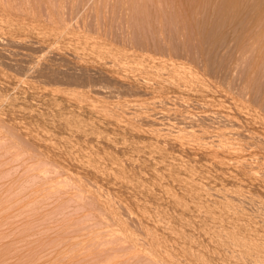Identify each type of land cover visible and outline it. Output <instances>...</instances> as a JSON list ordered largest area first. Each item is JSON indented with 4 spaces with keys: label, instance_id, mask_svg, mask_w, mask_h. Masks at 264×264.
Here are the masks:
<instances>
[{
    "label": "rangeland",
    "instance_id": "obj_1",
    "mask_svg": "<svg viewBox=\"0 0 264 264\" xmlns=\"http://www.w3.org/2000/svg\"><path fill=\"white\" fill-rule=\"evenodd\" d=\"M190 1L210 16L187 22L151 0L149 9L133 0H0V264H151L142 244L167 220L181 234L194 229L193 242L207 237L210 210L232 226L213 203L227 186L241 190L247 221L261 226L256 176L237 174L233 159L232 173H219L196 146L199 129L221 128L239 138L247 166L264 161V20L217 19L223 0ZM195 202L213 203L207 219ZM202 236L196 242L209 244Z\"/></svg>",
    "mask_w": 264,
    "mask_h": 264
},
{
    "label": "bare ground",
    "instance_id": "obj_2",
    "mask_svg": "<svg viewBox=\"0 0 264 264\" xmlns=\"http://www.w3.org/2000/svg\"><path fill=\"white\" fill-rule=\"evenodd\" d=\"M136 4H141L142 5V7H144L145 6V3L148 1H150V0H147L145 3H144V1L145 0H133ZM156 1V2H155ZM199 1V0H198ZM246 1V2H245ZM154 2V3H153ZM196 2H197V0H196ZM203 1L201 0V3H202ZM243 2H245V3H248V2H250V3H248V4H250V5H252L251 7L252 8H250L249 6H248V8H247V6H245V5H243V4H245V3H243ZM151 3L152 4H156L157 3V5H158V3L159 4H165V5H163V6H165V7H171L172 9H171V11L169 12L168 10V12H165L167 15H172V16H176V17H179V18H181L180 20H182V18L183 19H185L187 22H188V20H192V18L194 19V17L195 16H197L198 17V15L197 14H199V16L201 15V16H203L204 17V15H205V18H207V16H208V13H209V16H210V11H205L204 9H203V6H205L204 4H199L200 2H198V3H196V5L194 4V1H193V3H192V1H190V0H151ZM205 3V2H204ZM207 3V2H206ZM138 4V5H139ZM219 4H220V7H219ZM219 4H217V6L219 7V8H217V11H214V15H213V12H212V14L211 15H213V16H215V18H217V19H219V18H225V17H229V16H231V18L232 17H234L233 19H236V18H245L246 17V19L248 20L249 19V21H250V19H255L256 21L258 20V22H256V23H258L259 24V22L261 21V22H263L262 20H264V0H223L222 2H220ZM161 5H159V6H157V7H162V8H158V11L160 10L161 11V9L162 10H166V9H164L165 7H163V6H161ZM208 5V4H207ZM242 5H243V7H242ZM152 6V5H151ZM210 6V5H209ZM135 7V6H134ZM146 7V9H149L147 6H145ZM154 7V6H153ZM156 7V6H155ZM156 7V8H157ZM208 7V6H207ZM245 7H246V9H245ZM141 8V7H140ZM204 8H206V7H204ZM132 9V8H131ZM136 9V8H135ZM134 9V10H135ZM151 9V8H150ZM155 9V8H154ZM138 10V9H137ZM145 10V9H144ZM157 10V9H156ZM204 10V11H203ZM132 11H133V9H132ZM146 11H148V10H146ZM152 11V10H151ZM206 12H208V13H206ZM133 13H134V11H133ZM144 12H142L141 11V14H143ZM148 13V12H147ZM150 13V12H149ZM148 13V14H149ZM139 15H140V12L138 13ZM138 14H137V16H138ZM145 14V13H144ZM134 15H135V13H134ZM227 15V16H226ZM149 15H147V17H148ZM136 17V16H135ZM144 17V16H143ZM142 16H141V19L143 18ZM146 17V16H145ZM144 17V18H145ZM149 17H152V16H149ZM149 17H148V19H149ZM170 17V16H169ZM202 17V18H203ZM227 17V18H228ZM158 18V17H157ZM200 18V17H199ZM209 18V17H208ZM239 18H238V20H239ZM188 19V20H187ZM212 19V18H211ZM229 19V18H228ZM150 20V19H149ZM195 20V19H194ZM199 20V19H198ZM222 20V19H221ZM246 20V21H247ZM253 20H252V23H255V22H253ZM260 20V21H259ZM152 21V20H151ZM184 21V20H183ZM203 22V21H202ZM153 23V22H152ZM191 24V23H190ZM211 24V23H210ZM262 24V23H261ZM189 25V24H188ZM199 25V24H198ZM255 25V24H254ZM253 25V26H254ZM261 26V25H260ZM259 26V27H260ZM152 27V26H151ZM179 28V27H178ZM151 29V28H150ZM147 31V30H146ZM145 31V32H146ZM230 31V30H229ZM151 33V32H150ZM171 33V32H170ZM262 36V35H261ZM248 37V36H247ZM7 38V37H6ZM173 38V37H172ZM256 39V38H255ZM22 40V39H21ZM156 40V39H155ZM143 43V42H142ZM146 44V43H145ZM151 44V43H150ZM154 44V43H153ZM145 46V45H144ZM100 47V46H99ZM112 48V47H111ZM264 49V48H263ZM63 50H65V49H63ZM71 50V49H70ZM113 52V51H112ZM144 52V51H143ZM59 53V52H58ZM94 53V52H93ZM62 54V53H61ZM64 54V53H63ZM65 55V54H64ZM118 56V55H117ZM149 56V55H148ZM61 57V56H60ZM59 58V57H58ZM65 58V57H64ZM108 58V57H107ZM31 59V58H30ZM41 59V58H40ZM63 59V58H62ZM73 59V58H72ZM150 59V58H149ZM60 60V59H59ZM36 61H38V60H36ZM58 61V60H57ZM263 61V60H262ZM18 62V61H17ZM13 63V62H12ZM35 63V62H34ZM79 63V62H78ZM33 64V63H32ZM36 64V63H35ZM51 64V63H50ZM19 65V64H18ZM17 65V66H18ZM75 65V64H74ZM36 66V65H35ZM56 66H57V64H56ZM80 66V65H79ZM89 66V65H88ZM109 66V65H108ZM116 66V65H115ZM255 66V65H254ZM258 66V65H257ZM49 67V66H48ZM85 67V66H84ZM128 67V66H127ZM37 68V67H36ZM83 68V67H82ZM90 68V67H89ZM113 68V67H112ZM42 69V68H41ZM40 69V70H41ZM58 69V68H57ZM65 69V68H64ZM78 69V68H77ZM139 69V68H138ZM182 69V68H181ZM38 70V69H37ZM90 70V69H89ZM56 71V70H55ZM142 71V70H141ZM193 71V70H192ZM35 72V71H34ZM44 72H46V71H44ZM52 73V72H51ZM50 73V74H51ZM47 74V73H46ZM56 74V73H55ZM58 74V73H57ZM82 74V73H81ZM112 74V73H111ZM190 74V73H189ZM33 75V74H32ZM48 75V74H47ZM52 75V74H51ZM20 76V75H19ZM53 76H55V75H53ZM63 76V75H62ZM91 76V75H90ZM145 76V75H144ZM168 76V75H167ZM73 77V76H72ZM101 77V76H100ZM125 77V76H124ZM135 77V76H134ZM13 78V77H12ZM39 78V77H38ZM42 78V77H41ZM54 78V77H53ZM117 78V77H116ZM43 79V78H42ZM55 79V78H54ZM71 79V78H70ZM75 79V78H74ZM126 79H127V77H126ZM131 79V78H130ZM129 79V80H130ZM137 79V78H136ZM25 80V79H24ZM61 80V79H60ZM66 80V79H65ZM128 80V79H127ZM55 81V80H54ZM74 81V80H73ZM89 81V80H88ZM103 81V80H102ZM126 81V80H125ZM133 81V80H132ZM132 81H131V83H132ZM149 81V80H148ZM160 81V80H159ZM49 82V81H48ZM62 82V81H61ZM93 82V81H92ZM139 83V82H138ZM141 83V82H140ZM148 83V82H147ZM154 83V82H153ZM36 84V83H35ZM40 84V83H39ZM61 84H63V83H61ZM66 84V83H65ZM64 84V85H65ZM60 85V84H59ZM132 85V84H131ZM190 85V84H189ZM36 86V85H35ZM72 86V85H71ZM107 86V85H106ZM205 86V85H204ZM138 87V86H137ZM79 88V87H78ZM69 90V89H68ZM71 90V89H70ZM132 90V89H131ZM141 90V89H140ZM151 90V89H150ZM58 91H60V90H58ZM61 91H63V90H61ZM72 91V90H71ZM210 91V90H209ZM75 92V91H74ZM73 93V92H72ZM80 93V92H79ZM34 94V93H33ZM62 94V93H61ZM74 95V94H73ZM86 95V94H85ZM84 95V96H85ZM16 96V95H15ZM74 97V96H73ZM77 97V96H76ZM86 97V96H85ZM79 98V97H78ZM101 98V97H100ZM72 99V98H71ZM20 100V99H19ZM70 100V99H69ZM86 100V99H85ZM7 101V100H6ZM165 101V100H164ZM40 102V101H39ZM73 102V101H72ZM77 103V102H76ZM112 103V102H111ZM139 104V103H138ZM3 106V105H2ZM252 106V105H251ZM69 107V106H68ZM77 107V106H76ZM147 107V106H146ZM236 107V106H235ZM243 107V106H242ZM2 108V107H1ZM78 108V107H77ZM108 108V107H107ZM111 108V107H110ZM144 108V107H143ZM155 108V106H151L150 107V105H149V107H148V109H154ZM66 109V108H65ZM109 109V108H108ZM137 109V108H136ZM135 109V110H136ZM138 109H140V108H138ZM209 109V108H208ZM243 109V108H242ZM121 110V109H120ZM143 110V109H142ZM40 112V111H39ZM126 112V111H125ZM148 112V111H147ZM1 113V112H0ZM74 114V113H73ZM114 114V113H113ZM121 114H123V113H120V115ZM128 114V113H127ZM146 114V113H145ZM44 115V114H43ZM149 116H146V117H148V119H150V120H152L155 124H157V126H161L159 129L160 130H162L163 128H162V122H160L159 121V119L160 118H158V119H156V116L154 117L153 115H155V114H148ZM225 115V114H224ZM248 115V114H247ZM151 116V117H150ZM152 116H153V118H152ZM228 116V115H227ZM233 116V115H232ZM39 117V116H38ZM60 117V116H59ZM64 117V116H63ZM145 117V118H146ZM239 117V116H238ZM66 118V117H65ZM260 118V117H259ZM0 122H2L4 119L3 118H1V116H0ZM143 119H144V117H143ZM190 119H191V117H190ZM237 119V118H236ZM234 120V119H233ZM69 121V120H68ZM140 121V120H139ZM240 121V120H239ZM69 123V122H68ZM132 123V122H131ZM134 124L133 125H135V124H137V123H135V121L133 122ZM190 123V122H189ZM65 124V123H64ZM73 124H74V122H73ZM165 124V123H164ZM163 124V125H164ZM171 124V123H170ZM192 124V123H191ZM20 125V124H19ZM70 125V124H69ZM132 125V126H133ZM4 126V125H3ZM21 126V125H20ZM76 126V125H75ZM137 126L139 127V124H137ZM136 125H135V128L137 127ZM141 126V125H140ZM217 126V125H216ZM226 126V125H225ZM152 127V126H151ZM155 127V126H154ZM174 127V126H173ZM190 128L192 127V125H190L189 126ZM228 127V126H227ZM1 128V127H0ZM10 128V127H9ZM9 128H7V130L9 129ZM15 128V127H14ZM142 128V127H141ZM169 128V127H168ZM177 128H178V130L180 131V132H182V130H180V129H182V128H179L178 126H177ZM220 128V127H219ZM225 128V127H224ZM228 128H231V127H228ZM257 128V127H256ZM157 129V128H156ZM13 130V129H12ZM15 130V129H14ZM25 130V129H24ZM141 130V129H140ZM147 130V129H146ZM165 130V129H164ZM166 130H168V129H166ZM200 130V129H199ZM199 130H198V133H200L199 135H201V133H202V142H201V140H200V142H198V144H197V146H196V149L198 150V149H201L202 151H203V154L204 155H206V156H208L209 158H207V159H211L210 161H212L211 163L213 164V166H216L217 168H218V170H216L217 172L218 171H221V172H219V173H223L224 171L225 172H228V173H230L229 172V167H228V165H231V164H227V159H228V161H231L232 159L234 160H232L233 162H235V165H236V173L237 174H239V173H242V175L244 176V175H246V177L248 176V175H253V177L254 176H256L255 178L257 179V181H258V184H259V186H260V194H264V161H258L257 162V164H255V163H253L254 161H253V159L250 157L248 160H251V165H253V166H247L246 164L247 163H245L246 161H247V159H245V157H244V155L245 154H241L240 153V151L243 149V145H241V143L239 142V138L237 139L236 138V136L234 137V136H232L231 135V132L230 131H225V130H223V129H215L214 128V130H215V132L216 133H213V134H215V135H213L212 134V132H210L209 130H208V132L210 133V136H209V134H207L206 133V131L207 130H204V131H202V129L200 130L201 132H199ZM238 130V129H237ZM9 131V130H8ZM37 131V130H36ZM72 131V130H71ZM135 131V130H134ZM154 131H156V130H154ZM186 131V130H185ZM197 130H194V129H192L191 128V130L188 132V131H186L187 133H185V134H192L191 136H193V135H195V133H197L196 132ZM213 131V130H212ZM234 132L236 131V130H233ZM4 132V131H3ZM3 132H0V133H3ZM14 132V131H13ZM13 132H10L9 133V135H11L12 136V138L13 137H15L14 135V133ZM30 132V131H29ZM28 132V133H29ZM45 132V131H44ZM78 132V131H77ZM214 132V131H213ZM237 132V131H236ZM240 132V131H239ZM249 132V131H248ZM5 133V132H4ZM13 133V134H12ZM75 133V132H74ZM171 133H172V131H171ZM176 133H178V134H176V135H178V136H180L179 135V132H176ZM253 133V132H252ZM17 134V133H16ZM27 134V133H26ZM158 134V133H157ZM174 134V133H173ZM182 134H183V132H182ZM181 134V135H182ZM188 134V135H189ZM212 134V135H211ZM235 134H237V133H235ZM8 135V134H7ZM29 135V134H28ZM47 135V134H46ZM153 135V134H152ZM169 135V134H168ZM171 135V134H170ZM27 136V135H26ZM151 136V135H150ZM175 136V135H174ZM173 136V137H174ZM185 136V135H184ZM209 136V137H208ZM244 136V135H243ZM253 136V135H252ZM17 139H19V141H20V139L22 140L23 138H19V136L17 135ZM29 137H31L30 135H29ZM158 137V136H157ZM254 137V136H253ZM1 138V137H0ZM16 138V137H15ZM28 138V137H27ZM26 138V139H27ZM35 138V137H34ZM38 138V137H37ZM40 138V137H39ZM154 138V137H153ZM188 138V137H187ZM210 138V140H207V139H209ZM246 138V137H245ZM250 138H251V135H250ZM262 138V137H261ZM29 139V138H28ZM242 139V138H241ZM253 139V138H252ZM8 140V139H7ZM24 140V139H23ZM43 140V139H42ZM185 140V139H184ZM190 139H188V141H189ZM253 140H255V139H253ZM258 140V139H257ZM262 140V139H261ZM1 141V140H0ZM17 141V140H16ZM33 140H31V142H32ZM40 141V140H39ZM165 141V140H164ZM187 141V140H186ZM241 141V140H240ZM3 142H4V140H3ZM20 142H22V141H20ZM30 142V143H31ZM33 142H35V141H33ZM194 142V141H193ZM197 142V141H196ZM255 142V141H254ZM262 142H263V140H262ZM5 143V142H4ZM4 143H2V144H4ZM9 143V142H8ZM11 143V142H10ZM13 143V142H12ZM17 143V142H16ZM15 143V144H16ZM36 143V142H35ZM39 143V142H38ZM37 143V144H38ZM187 144H188V142H187ZM244 144V143H243ZM253 144V143H252ZM258 144V146H259V143H257ZM190 145H192L191 143H190ZM193 145H194V143H193ZM57 146V145H56ZM195 146V145H194ZM249 146V145H248ZM252 146V145H251ZM257 146V145H256ZM257 146V147H258ZM21 147V146H20ZM24 147V146H23ZM26 147V146H25ZM38 147V146H37ZM156 147V146H155ZM245 147V146H244ZM255 147V146H254ZM8 148V147H7ZM12 148H14V147H12ZM42 148V147H41ZM47 148V147H46ZM55 148V147H54ZM61 148V147H60ZM189 148V147H188ZM252 148V147H251ZM3 149V148H2ZM34 149V148H33ZM194 149V148H193ZM249 149V148H248ZM257 149V148H256ZM48 150V149H47ZM201 150H200V152H201ZM254 150V149H253ZM5 151H6V148H5ZM9 151V150H8ZM46 152V151H45ZM64 152V151H63ZM199 152V151H198ZM1 153V152H0ZM3 153V152H2ZM28 153V152H27ZM56 153H58V152H56ZM55 153V154H56ZM67 153V152H66ZM5 154V153H4ZM65 154V153H64ZM69 154V153H68ZM199 154V153H198ZM52 155V154H51ZM3 156V155H2ZM41 156V155H40ZM42 156H44V155H42ZM57 156V155H56ZM71 156V155H70ZM14 157V156H13ZM62 157V156H61ZM76 157V156H75ZM261 157V156H260ZM11 158V157H10ZM24 158V157H23ZM28 158V157H27ZM58 158V157H57ZM60 158V157H59ZM71 158V157H70ZM248 158V157H247ZM254 158V157H253ZM19 159H22V158H19ZM47 159V158H46ZM73 159V158H72ZM229 159H231V160H229ZM31 160V159H30ZM8 161V160H7ZM12 161V160H11ZM46 161V160H45ZM44 161V162H45ZM242 161V162H241ZM256 161V160H255ZM39 162H41V160L39 161ZM194 162V161H193ZM197 162V161H196ZM232 162V165L234 164ZM3 163H5V162H3ZM28 163V162H27ZM35 163V162H34ZM37 163V162H36ZM53 163V162H52ZM63 163V162H62ZM74 163V162H73ZM101 163V162H100ZM133 163V162H132ZM229 163V162H228ZM45 164V163H44ZM43 164V165H44ZM75 164V163H74ZM182 164V163H181ZM180 164V165H181ZM209 164V163H208ZM207 164V165H208ZM212 164H209V165H212ZM226 164H227V166H226ZM249 163H248V165H250ZM255 164V165H254ZM46 165V164H45ZM44 165V166H45ZM48 165V164H47ZM50 165V164H49ZM62 165V164H61ZM192 165V164H191ZM203 165H205V164H203ZM208 165V166H209ZM234 165V166H235ZM57 166H59V165H57ZM57 166H55V167H57ZM72 166H73V164H72ZM212 166V167H213ZM42 167V166H41ZM64 167H66V166H64ZM63 167V168H64ZM87 167V166H86ZM204 167V166H203ZM211 167V168H212ZM248 167H251V168H249V169H251V170H249L248 169ZM75 168H77V167H75ZM79 168V167H78ZM121 169L123 168L122 166L120 167ZM209 168V169H208ZM258 169V170H255V169ZM195 169H196V167H195ZM204 169V168H203ZM207 169L208 170H210V166L209 167H207ZM232 169H234V168H232ZM49 170V169H48ZM69 170V169H68ZM95 170V169H94ZM175 170V169H174ZM204 170H206V169H204ZM212 170V169H211ZM210 170V171H211ZM45 171V170H44ZM43 171V172H44ZM181 171V170H180ZM223 171V172H222ZM232 171V170H231ZM40 172V171H39ZM42 172V173H43ZM48 172V171H47ZM46 172V173H47ZM55 172V171H54ZM56 172H57V170H56ZM101 172V171H100ZM192 172V171H191ZM225 172H224V174H225ZM234 172V171H233ZM41 173V172H40ZM45 173V174H46ZM179 173V172H178ZM187 173V172H186ZM195 173V172H194ZM203 173V172H202ZM227 173V174H228ZM232 173V172H231ZM230 173V174H231ZM235 173V172H234ZM204 174V173H203ZM207 174H210V173H207ZM223 174V175H224ZM236 174V175H237ZM255 174V175H254ZM201 175V174H200ZM218 175H220V174H218ZM239 175H241V174H239ZM56 176V175H55ZM60 176V175H59ZM190 176V175H189ZM229 176V175H228ZM6 177V176H5ZM61 177V176H60ZM103 177V176H102ZM215 177V176H214ZM223 177H225V175L223 176ZM232 177H234V175L233 176H231L230 175V179H232ZM236 177V176H235ZM234 177V178H235ZM249 177V176H248ZM77 178V177H76ZM80 178V177H79ZM193 179L192 180H194V177H192ZM196 178V177H195ZM227 177H225V179H226ZM229 178V177H228ZM227 178V179H228ZM252 178V177H251ZM197 179V178H196ZM195 179V180H196ZM230 179H228L230 182L232 181V180H235V179H232V180H230ZM241 179V178H240ZM252 179H254V178H252ZM72 180V179H71ZM198 180V179H197ZM210 180V179H209ZM222 180V179H221ZM62 181V180H61ZM190 181V180H189ZM188 181V182H189ZM219 181V180H218ZM237 181V180H236ZM243 181V180H242ZM251 181V180H250ZM253 181H255V180H253ZM60 182V181H59ZM68 182V181H67ZM192 182H194V183H196V181H192ZM191 181H190V183H192ZM228 182V181H227ZM245 182V181H244ZM194 183H192V184H194ZM224 183V182H223ZM204 184V183H203ZM213 184V183H212ZM217 184V183H216ZM230 184V183H229ZM224 185V184H223ZM198 186V185H197ZM199 189H197V190H193L192 192H191V195H193V194H195L196 195V193L199 195V191H200V188H202L201 187V185L199 184ZM204 186V185H203ZM216 186V185H215ZM222 186V185H221ZM186 187V186H185ZM219 187V186H218ZM222 187H226V186H222ZM221 187V188H222ZM228 187V186H227ZM227 187L225 188V189H223V191H224V194L221 196L220 194H222L221 193V191H222V189L221 188H219V189H221L220 190V192H219V190H218V188L216 189V188H214L215 190H217L218 192L216 193L215 191V195L217 194V197L218 196H221V197H219V200H220V198H221V200L220 201H215V200H218V198L217 199H213V198H209V197H213V196H215L213 193H211L210 191L208 192V191H205V192H201V193H203V196L204 197H207V198H209V201L210 200H212L213 199V203H215L216 204V206L217 205H219L218 207H220V209H218V207H216V209H217V211L218 210H221V212L223 213V211L222 210H224V212L225 213H227L226 215H227V217H228V219H229V221H230V219H232L233 221L235 220V222H233V221H230L231 223H232V226L231 227H223V225H222V223H224V222H222L221 223V221L222 220H220V221H218V219H215L214 217V219H212V214H213V212H214V210H210V207L209 206H211V205H209V206H206V205H202V204H199V203H196V204H194L195 206H196V209H198L197 211L198 212H200V215H203V216H205V218L207 219L208 217L206 216L207 214H208V212H209V210H210V212H211V214H209L210 215V218H208V220L210 219V220H213L212 221V223L211 222H209L210 224H211V226L209 227V226H207L209 229H208V231H206L205 230V232L207 233V240H209L210 241V243L209 244H211V247L209 246V244H208V242H206V241H204V243L206 242L207 244H208V246L210 247H208L207 246V244L205 245H203V244H201V243H203V242H196V240L197 239H200V238H197V237H200V236H202L204 233H203V229L201 230L202 231V235H199V236H197L196 238H195V236H196V234L195 235H193L194 236V242H193V240H191V239H189V238H187V235L189 236L190 235V231L189 230H191L192 228H189V230L188 229H185V230H179V231H187L189 234H186L185 232H183V233H185L186 234V236L185 235H183L182 236V234L180 233V232H177L176 230H175V228L177 229V227H175L174 229H173V227L172 226H170L171 224V222L170 223H168L167 221H166V227H162L163 229H164V233H166V234H168L167 236H169V237H171V238H174L175 239V243L174 244H167V239H169L170 240V238L168 237V238H166L167 236H166V234H164V233H159L158 232V228L156 227V229H157V231L154 229V230H148L147 231V236H145L146 238H147V240L145 241V243L144 244H142L144 247V253H143V255H146L147 256V258H148V261L151 263V264H214L212 261H213V259H217V260H221V261H218V262H221V264H264V217L262 216V220L263 221H261V222H263V223H261V226H257V225H259L260 223H258L257 225L255 224V225H253V224H251V223H257V221L255 222V221H251V223H249L250 221H247V220H249V219H247V217H246V214H248L247 212L245 213V209H243L242 208V204L239 202H237L238 201V199H241L240 198V195L242 194L241 193V190L239 191L238 189H237V187H236V189H234V190H227ZM230 187H232V186H230ZM252 187H253V185H252ZM192 188L193 189H195V187H191V189H190V191L192 190ZM245 188V187H244ZM186 189V188H185ZM149 190V189H148ZM189 190V189H188ZM250 190H252L251 188H250ZM213 191V190H212ZM222 191V192H223ZM199 192V193H198ZM256 192V191H255ZM144 193V192H143ZM145 194V193H144ZM259 194V195H260ZM202 195V194H201ZM213 195V196H212ZM243 196V195H242ZM241 196V197H242ZM254 197V196H253ZM261 197V196H260ZM264 197V196H263ZM192 198L193 199H195L196 197L195 196H192ZM198 198V197H197ZM207 198H205V199H207ZM242 198H244V197H242ZM247 198H249V197H247ZM255 198V197H254ZM199 199V198H198ZM244 199H246V198H244ZM251 199V198H250ZM253 199V198H252ZM259 199V198H258ZM261 199V198H260ZM236 200V201H235ZM254 200V199H253ZM263 200V199H262ZM262 200H261V202H262ZM206 201V200H205ZM264 201V200H263ZM244 202V200L242 199V203ZM259 202V201H258ZM211 203V202H210ZM207 205L209 204V203H206ZM215 204L213 205V207L215 206ZM244 204V203H243ZM254 204V203H253ZM256 204V203H255ZM258 204V203H257ZM261 204V203H260ZM263 205V204H262ZM244 206V205H243ZM208 207H209V210H208ZM213 207H211V209H213ZM251 207V206H250ZM262 207V206H261ZM195 208V207H194ZM222 208V209H221ZM214 209H215V207H214ZM263 209V208H262ZM256 210V209H255ZM258 210V209H257ZM261 211V210H260ZM264 211V210H263ZM209 212V213H210ZM215 212H216V210H215ZM220 211H218L217 212V215L218 214H220L221 213ZM262 212V211H261ZM260 212V214H262ZM207 213V214H206ZM254 213H255V211H254ZM252 214V213H251ZM248 215H250V214H248ZM256 215V214H255ZM264 215V214H263ZM214 216H215V214H214ZM222 215L220 214V217H221ZM223 216H224V214H223ZM183 217V216H182ZM196 217V216H195ZM200 217V216H199ZM215 217H217V216H215ZM226 217V216H225ZM224 217V218H225ZM257 217V216H256ZM219 218V217H218ZM223 218V217H222ZM251 218H252V216H251ZM143 219H144V217H143ZM151 219V218H150ZM219 219H221V218H219ZM238 219H241V220H243V222H239V221H237ZM253 219V218H252ZM140 220V219H139ZM224 220V219H223ZM146 221V220H145ZM163 221V220H162ZM179 221H180V219H179ZM227 221V220H226ZM143 222V221H142ZM178 222V221H177ZM182 222V221H181ZM183 222L184 223H186L184 220H183ZM206 222V221H205ZM259 222V221H258ZM201 223V222H200ZM180 224V223H179ZM183 224V223H182ZM183 225H186V224H183ZM190 225V224H189ZM206 225H208V224H206ZM192 226V225H191ZM183 228V227H182ZM186 228V227H185ZM199 228V231H200V227H198ZM206 228V227H205ZM142 229V228H141ZM184 229V228H183ZM160 230V229H159ZM178 230V229H177ZM193 231H194V229H192ZM138 231V230H137ZM195 231H197V229L195 228ZM200 231V232H201ZM172 232L174 233V234H172ZM198 232V231H197ZM128 233V232H127ZM194 233V232H193ZM92 234V233H91ZM140 234V233H139ZM142 234V233H141ZM146 234V233H145ZM191 234H192V231H191ZM122 235V234H121ZM123 235H124V233H123ZM133 235H134V232H133ZM129 236V235H128ZM185 236V237H184ZM192 236V235H191ZM193 236H192V238H193ZM204 236V235H203ZM202 236V237H203ZM190 237V236H189ZM140 238V237H139ZM138 238V239H139ZM191 238V237H190ZM204 239H206L205 237H203ZM133 239V238H132ZM196 239V240H195ZM131 240V239H130ZM173 240V239H172ZM201 240V239H200ZM198 241V240H197ZM91 242V241H90ZM137 242V241H136ZM169 242V241H168ZM196 242V243H195ZM129 243V242H128ZM172 243H173V241H172ZM141 245V244H140ZM126 247V246H125ZM135 249H136V247H135ZM134 250V249H133ZM137 250H139V249H137ZM132 253H133V251H132ZM142 253V252H141ZM3 255V254H2ZM1 256V255H0ZM126 256V255H125ZM139 256H140V254H139ZM142 256V255H141ZM4 257V256H3ZM137 257H138V254H137ZM2 258H0V260H1ZM106 259V258H105ZM127 259V258H126ZM136 259V258H135ZM134 259V260H135ZM133 260V259H132ZM133 260V261H134ZM138 260H139V258H138ZM2 261H4V260H1V263H2ZM109 261V260H108ZM112 262V261H111ZM4 263V262H3ZM113 263V262H112ZM131 264V263H130ZM138 264V263H137Z\"/></svg>",
    "mask_w": 264,
    "mask_h": 264
}]
</instances>
